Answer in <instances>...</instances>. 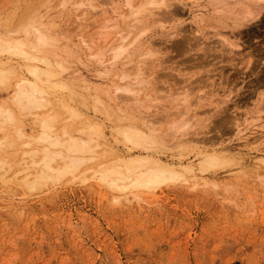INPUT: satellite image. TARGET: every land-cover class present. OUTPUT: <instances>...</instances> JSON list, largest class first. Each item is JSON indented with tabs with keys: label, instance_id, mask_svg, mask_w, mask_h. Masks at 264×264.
Returning a JSON list of instances; mask_svg holds the SVG:
<instances>
[{
	"label": "rangeland",
	"instance_id": "374dc122",
	"mask_svg": "<svg viewBox=\"0 0 264 264\" xmlns=\"http://www.w3.org/2000/svg\"><path fill=\"white\" fill-rule=\"evenodd\" d=\"M60 1L0 0V31L16 29L19 21L36 10L33 14L38 12L49 25L53 23L54 31L67 30L73 56L67 59L62 51L61 56L69 61V70L79 68L86 84L103 82L94 71L96 62L87 60L84 52L81 56L74 40L75 16ZM248 2L253 7V1ZM262 8L256 20L233 28L230 13L221 12L222 22L217 20L219 10L210 0L192 8L173 2L175 19L163 21V27L149 22L152 26L145 35L153 48L157 46L160 63L144 75L150 80L148 91L154 100L151 108L143 109L144 118L154 119L164 135L167 123L178 119L175 111L180 101L174 97L181 94L182 100L189 94L188 112L197 114L204 124L199 121L191 133L207 140L205 150L222 149L231 165L202 173L206 184L201 180L192 188L176 182L140 204L107 203L103 192L90 182L62 181L38 193L13 182L0 185V264H264V182L260 179L264 165L257 168L255 163L264 157ZM111 10L108 7L107 14ZM201 16L205 20L200 26L197 19ZM94 18L97 24L102 17ZM96 24L92 31L98 28ZM223 35L239 48L231 52ZM66 44L60 41V46ZM121 67L127 72L136 69L134 62ZM116 80L125 84L113 79L110 85ZM86 92L92 93V88L83 92L90 104ZM198 96L202 100L195 101ZM9 97L7 89H0V102L13 108ZM21 119L27 130L34 127L30 119ZM112 123L105 119L108 137ZM236 123L243 130L240 134ZM20 147L18 140L15 148H1L2 159L20 163ZM118 149H122L120 144ZM198 158L192 157L196 162Z\"/></svg>",
	"mask_w": 264,
	"mask_h": 264
},
{
	"label": "bare ground",
	"instance_id": "6f19581e",
	"mask_svg": "<svg viewBox=\"0 0 264 264\" xmlns=\"http://www.w3.org/2000/svg\"><path fill=\"white\" fill-rule=\"evenodd\" d=\"M121 1L122 4L115 0L60 1L75 16L78 32L74 40L81 56L84 52L87 60L98 65L94 71L103 82L94 85L86 84L79 68L70 71L69 61L61 56V51L67 59L73 56L67 30L54 31L53 23L49 25L38 12L33 14L36 10L18 24L14 22L16 29L13 26L12 31H0V89H7L14 105L12 108L0 102V149L15 148L18 140L21 145L20 163H8L0 155V185L13 182L38 193L62 181L90 182L103 192L107 203L140 204L176 182L192 188L201 180L206 184L202 173L231 165L222 149L205 150L207 140L191 133L200 119L188 112L189 94H184L182 100L181 94L174 97L180 101L175 111L178 119L167 123L164 135L156 129L154 119L150 121L142 113L154 101L148 91L150 80L144 75L148 76L146 72L160 63L158 50L154 49L157 46L153 48L145 39L152 26L149 22L163 27L177 15V10L171 9L173 2L192 8L201 0ZM252 1L253 7L248 0H210V4L219 10V22L221 12L230 13L233 28H240L256 20L263 10L264 0ZM237 5L241 7L235 10ZM108 7H112L110 14ZM215 14L217 11L212 16ZM96 15L102 17L97 24ZM197 20L201 26L205 18ZM95 24L98 28L92 31ZM173 34L166 33L167 37ZM228 37L223 35L222 39L233 52L239 45ZM61 38L67 41L65 47L60 46ZM132 62L135 72L119 68ZM113 79L125 84L116 80L110 85ZM89 88L92 93L86 94L91 97L90 104L83 95ZM195 99L200 101L202 96ZM120 102L128 105L121 106ZM137 116L144 119L138 120ZM21 117L30 119L34 127L27 130ZM105 119L115 123L109 137ZM234 125L237 134L243 132L238 123ZM106 156L112 157L104 159ZM192 157H199V161ZM255 163L257 168L264 165V157ZM260 179L264 182V176Z\"/></svg>",
	"mask_w": 264,
	"mask_h": 264
}]
</instances>
